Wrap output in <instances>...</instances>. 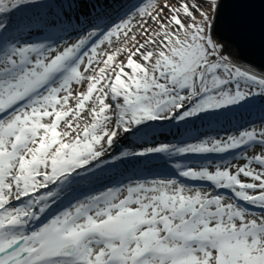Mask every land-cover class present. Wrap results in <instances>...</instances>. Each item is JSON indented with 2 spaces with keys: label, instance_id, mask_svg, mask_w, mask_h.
<instances>
[{
  "label": "snow or ice",
  "instance_id": "obj_1",
  "mask_svg": "<svg viewBox=\"0 0 264 264\" xmlns=\"http://www.w3.org/2000/svg\"><path fill=\"white\" fill-rule=\"evenodd\" d=\"M200 3L197 20L140 0L54 44L24 39L47 0H0V264H264V127L201 131L235 111L264 121V72L215 38L225 0ZM165 125L176 142H158Z\"/></svg>",
  "mask_w": 264,
  "mask_h": 264
},
{
  "label": "rangeland",
  "instance_id": "obj_2",
  "mask_svg": "<svg viewBox=\"0 0 264 264\" xmlns=\"http://www.w3.org/2000/svg\"><path fill=\"white\" fill-rule=\"evenodd\" d=\"M47 2L51 5V10L46 13V19L43 23L38 22V26L33 29L31 34H26L24 36V39L27 42H52L54 44H62L64 40H67L68 42H74L78 38V36L82 34V32L91 30L94 25L99 24L100 28H104L113 22H118L119 18L124 15V12L127 11V9L130 8L132 4L139 3L140 0H47ZM94 2L101 6L99 12L97 13L96 9H94ZM171 2L179 6V3L182 2V0H171ZM183 2L196 6L191 10L193 11L197 20L200 19V10L208 12L211 11L209 7L201 4L200 0H183ZM70 4L71 7H69ZM116 5H123V10L119 12L114 11L113 9ZM99 14H107L103 22L97 19ZM68 33H71V35H68ZM61 37H63L64 39L62 40ZM118 46H120V44L119 42H116L114 38L113 47ZM105 47H107V45H105ZM225 54L229 55L241 66H249L246 64H242L227 51H225ZM254 69L257 71V73L261 72L256 68ZM260 115V112L256 109L243 112L235 111L230 114V123L216 125L211 130H209L207 126H204L201 128V131H207L208 135L215 136L216 138H221L226 137L227 135H238L239 131L244 130V128L250 129L252 127H255L257 128V130H259L261 127H264V121H261ZM197 123L199 124V122ZM171 127L172 125H165L163 127L162 134L158 137V142H176L173 139V135L168 132V128ZM174 131L175 129L173 128V132ZM201 138L203 139L205 137L201 136ZM247 151L249 155H252L256 151H259V148L254 147L248 149ZM210 159L212 164L214 165L217 160L220 159V155H212ZM190 161L195 164H203L206 162L204 158H199L198 160H195L193 158L179 160V162L181 163H187ZM175 162H177L176 159L169 161L170 164ZM243 162L244 161L242 159L231 160V163L234 166ZM159 166V161L154 162V168H159Z\"/></svg>",
  "mask_w": 264,
  "mask_h": 264
},
{
  "label": "water",
  "instance_id": "obj_3",
  "mask_svg": "<svg viewBox=\"0 0 264 264\" xmlns=\"http://www.w3.org/2000/svg\"><path fill=\"white\" fill-rule=\"evenodd\" d=\"M258 3L259 0H256ZM224 16L218 26L216 39L225 46L228 53L242 64L252 66L264 72V32H262L260 7L237 9L233 0H225ZM243 12L248 23L238 27L230 23L232 17Z\"/></svg>",
  "mask_w": 264,
  "mask_h": 264
},
{
  "label": "trees",
  "instance_id": "obj_4",
  "mask_svg": "<svg viewBox=\"0 0 264 264\" xmlns=\"http://www.w3.org/2000/svg\"><path fill=\"white\" fill-rule=\"evenodd\" d=\"M100 8H101V6L99 4H97V3L94 2V9H96V13L99 12Z\"/></svg>",
  "mask_w": 264,
  "mask_h": 264
}]
</instances>
